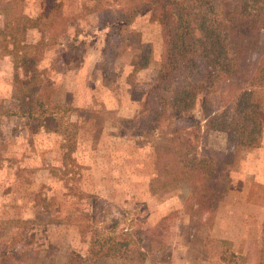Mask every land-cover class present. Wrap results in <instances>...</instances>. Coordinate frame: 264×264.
<instances>
[{"label":"rangeland","instance_id":"374dc122","mask_svg":"<svg viewBox=\"0 0 264 264\" xmlns=\"http://www.w3.org/2000/svg\"><path fill=\"white\" fill-rule=\"evenodd\" d=\"M59 1L68 20L57 42L46 48L41 68L47 82L39 98L63 123L60 131L46 130L24 113L21 79L25 75L6 53L12 45L5 46L0 13V251L13 247L11 242L4 246L3 240L15 232L14 244L25 252L20 261L18 255L0 264H64L70 251L86 255L92 232L85 239L83 232L95 222L98 238L127 229L132 235L149 231L155 236L150 254L168 264H228L218 239L231 240L230 250L238 254L251 252L264 222V202H252L248 194L251 176L264 184V127L260 146L231 147L226 144L225 131L210 127L209 117H199L198 153L212 148L233 154L229 163L234 175L232 190L220 203L213 222L207 220L210 213L198 210V203L189 198L192 190L186 182L153 188L158 172L152 134L128 120L143 107L145 84L161 72L162 27L150 11L127 22L130 6L126 0H101L98 12H90L96 0H24L22 7L37 17ZM112 21L141 31L153 44V61L138 72L135 84L127 81L136 56L131 48L116 55L109 79L103 72V51ZM41 38L37 28L27 33L29 42ZM252 59L260 65L248 88L264 118V50ZM156 93L152 92L148 109L158 105ZM222 96L208 95L212 110H219L221 101L226 104L227 94ZM180 115L175 112V122H183ZM229 120L216 125L226 129L232 124ZM166 123L167 119L161 120L160 127L166 128ZM195 129L190 125V131ZM71 130L76 133L75 145L66 155ZM18 219L35 223L21 231L12 222ZM146 236L142 235L140 243ZM95 264H122V259L108 257ZM246 264H255V260Z\"/></svg>","mask_w":264,"mask_h":264},{"label":"trees","instance_id":"16d2710c","mask_svg":"<svg viewBox=\"0 0 264 264\" xmlns=\"http://www.w3.org/2000/svg\"><path fill=\"white\" fill-rule=\"evenodd\" d=\"M23 1L0 0V13L4 18L3 40L6 47L12 45L6 53L13 56L15 68L24 71L25 77L21 79L24 113L38 120L46 130L60 131L63 123L39 98V91L47 82L41 62L46 48L55 44L65 30L68 17L60 1L37 17L24 12ZM125 3L130 6L127 22L150 11L152 19L162 27L161 72L155 81L145 84L147 97L143 107L128 120L152 134L153 161L158 172L152 187L186 182L192 190L189 198L198 203V210L208 211L207 220L213 222L220 203L232 190L234 175L229 163L233 162L230 157L233 154L212 148L198 153L199 117H209L206 123L209 121L210 127L225 131L228 146H260L264 118L248 84L255 78L254 70L260 65L252 56L264 50V0H126ZM101 4V0H96L90 12L102 10ZM32 28L42 33L37 42L27 40V33ZM126 48L136 52L127 76L128 83L135 84L138 72L153 61V44L141 31L129 30L120 21H112L103 51L106 79L111 77L109 71L115 65L116 55ZM155 90L154 99L158 105L148 109V100ZM210 94L220 95V99L227 94V102L223 101L226 104L223 106L221 101L219 110H212L207 100ZM176 111L180 112L183 122H175ZM229 118L232 124H228V128L221 129L216 125ZM163 119H167L166 128L160 127ZM192 124L196 129L190 131ZM72 131L67 134L66 155L75 145L72 138L76 133ZM250 181L249 200L263 203L264 184L256 182L252 176ZM12 222L18 224L21 231L26 225L35 223L34 220L19 219ZM95 223L87 224L83 232L84 239L88 237V231L92 232L87 254L70 251L64 264H95L99 259L115 256L121 257L122 264H168L150 254L155 236L149 231L141 230L132 235L127 229L98 238ZM14 233L3 240L4 246L11 242L13 247L0 251V262L17 259L18 255L20 261L25 254L16 248ZM143 234L147 236L145 242L140 243ZM217 242L223 247L222 257L229 261L228 264H246L253 259L255 264H264V222L260 239H254V249L247 255L231 251V240L218 239ZM150 256L153 261L148 263Z\"/></svg>","mask_w":264,"mask_h":264}]
</instances>
